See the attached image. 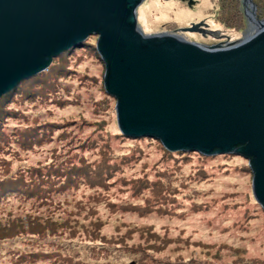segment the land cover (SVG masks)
<instances>
[{
	"label": "water",
	"instance_id": "1",
	"mask_svg": "<svg viewBox=\"0 0 264 264\" xmlns=\"http://www.w3.org/2000/svg\"><path fill=\"white\" fill-rule=\"evenodd\" d=\"M143 1L0 0V98L97 35L121 133L153 137L170 151L247 158L264 208V18L253 0H243L248 30L234 43L207 46L144 26ZM207 26L181 30L204 33Z\"/></svg>",
	"mask_w": 264,
	"mask_h": 264
},
{
	"label": "rangeland",
	"instance_id": "2",
	"mask_svg": "<svg viewBox=\"0 0 264 264\" xmlns=\"http://www.w3.org/2000/svg\"><path fill=\"white\" fill-rule=\"evenodd\" d=\"M194 4L189 5L188 0H144L138 11V21L150 29L172 31L189 37L205 45L234 43L244 30L235 31L225 28L216 19L215 0H193ZM142 16V17H140ZM200 21L208 22L212 29L216 30L214 35H203L198 32H184L183 27ZM98 36L92 37L91 42L96 45ZM77 53L82 57H73L70 63L71 73L61 79L62 86H67L61 94L64 100L68 101L61 108L53 105L16 104L15 107L28 112L30 118L36 115H43L48 120L59 119L58 129L55 137L67 127L74 133L82 135H95L103 133L112 139L111 146L117 153H130L135 149L143 151L137 160H134L130 167H125L124 172L112 177L108 189H101L103 199L95 200L98 191L95 188L82 185L80 188L68 190L65 193L55 194V200H60L62 207L59 208L62 214L57 212L56 218L60 221L66 219L68 212L78 211V203L82 202L86 208L92 205L98 210V215L108 221L104 233L108 236L124 234L128 229L136 228L138 231L128 241L130 246L126 247L131 251L133 244L142 247L150 245L161 247L162 250L151 256H144L143 264H150V258L155 261L163 260L162 264H264V212L260 205L254 204L252 190V172L248 170L249 160L237 154H217L214 157H201L199 152L192 151L188 159L178 157L168 160L161 142L154 138L137 137L130 141L120 142L114 139V134L119 132L116 115V99L108 98L104 88L105 67L94 53ZM68 94H66V89ZM113 97V96H112ZM47 106V107H45ZM48 109L53 111L51 116L46 115ZM15 127H24L20 120H10L5 127L11 132ZM63 127V128H62ZM80 128L82 129L80 131ZM103 128V129H101ZM107 141V138L105 139ZM65 144V141L51 140L42 146L36 147L29 152L21 151L16 157L13 154H6L12 162V169L25 168L28 166H44L53 161V148ZM64 151V150H62ZM66 151V150H65ZM75 152V151H73ZM135 152V151H133ZM197 153V154H196ZM2 154L0 153V157ZM91 159L98 157L95 153L89 154ZM201 170L206 172H200ZM167 172L166 181L172 180L178 191L173 198L166 202V205L175 207L176 211H184L185 215L160 216L152 212H137L130 210L133 205L141 206L146 204V199L153 201L156 196L144 188L137 192L134 186L135 179L147 178L156 180L158 172ZM0 176L2 171L0 169ZM123 177L125 180L123 181ZM126 182V183H124ZM176 199V200H175ZM175 200V201H174ZM112 203L110 209L108 202ZM174 201V202H173ZM257 201V200H256ZM19 201H11L3 205L7 209H0L1 212L10 210L12 214L4 212L0 214V226L14 225L19 217H24L32 208V205L20 209ZM115 206V209L113 206ZM122 205V207H121ZM200 209H197L199 207ZM255 207L257 216L251 220L245 219L247 209ZM125 208V209H124ZM127 209V210H126ZM42 209H32L34 214H42ZM115 211V212H114ZM6 215L7 217L3 216ZM9 216V217H8ZM81 220L83 218L80 216ZM21 220H19L20 222ZM153 226L155 232L159 233L161 239L145 241L141 237L142 227ZM118 227V228H117ZM120 230V233L116 231ZM65 237L48 238L60 244L49 243L48 240H37V247L44 249H57L63 247V243L69 238ZM79 241L85 243L81 238ZM0 242V264H32L31 262H17V256L23 250H29L31 246ZM77 244V243H76ZM75 247L69 251L75 254L86 252V245ZM81 247V248H80ZM119 254L124 252L118 250ZM25 252V251H24ZM142 252H127L122 259L125 262L132 259L131 264H137ZM206 260V262H204ZM213 262V263H212ZM44 261H37L33 264H44Z\"/></svg>",
	"mask_w": 264,
	"mask_h": 264
},
{
	"label": "trees",
	"instance_id": "3",
	"mask_svg": "<svg viewBox=\"0 0 264 264\" xmlns=\"http://www.w3.org/2000/svg\"><path fill=\"white\" fill-rule=\"evenodd\" d=\"M253 2L256 5L257 17L263 19L264 0H253ZM215 3L218 4L215 7L216 19L225 28L242 31L247 27L248 20L244 12L243 0H215ZM93 36L95 35H90L75 47L54 57L48 69L22 80L11 91L0 98V153L2 154L0 157V169L2 171V176H0V209H7L3 205L11 201L21 202L22 204H19L20 209H24L29 205L33 206L25 209L28 213L24 217H19L20 222L18 220L14 225L0 226V242L10 240L12 243L10 246L14 244L31 246L29 250L21 249L23 253L16 258L18 259L17 262L20 263L31 262L33 264L39 260L44 261V264H131L132 259L128 262L122 259L125 254L127 252H142L139 261H136V263L143 264L145 255L151 256V254L153 255L162 250L158 246H154L155 249L153 250L150 245L144 246L142 244L141 247L140 244L138 246L133 244L131 245V251H128L126 248L130 246L128 241L132 239L133 234L138 230L133 228L128 229L124 234L108 236L104 233V228L108 221L104 222L98 215V210L92 205H90L91 208H86L80 202L77 205L78 211L68 212L69 215L66 216L65 220L60 221L56 218L57 212L62 214L59 209L62 204L60 200H55V194L65 193L68 190L75 191L82 185H86L97 189L98 195L94 199L101 201L104 198L102 196L104 193L101 194V189H108L111 183L115 181L110 182L111 178L124 172L126 166L130 167L134 160L138 159V156L143 152L141 148L133 150L135 152L117 153L111 146L112 139L108 138V135L94 132L95 135L91 134L82 137V135L74 133L72 129L67 127L55 137V132L59 128L58 124H61L57 122L59 119L48 120L43 115H36L30 118L27 115L28 112L15 107L16 104L29 103L30 105L40 106V104L44 103L45 105H53L55 108H61L67 104L68 101L64 100L61 94L67 86H62L63 81L60 80L71 73V59L73 57H82L77 51H82V54L85 52L94 53L103 63L99 57L96 45L91 42ZM68 90L67 88L66 94H68ZM106 94L108 98H114L108 93ZM45 114L51 116L53 111L48 109ZM10 120H20L23 122L24 127H15L11 132H7L5 127ZM145 137L153 138L150 136ZM106 138L107 141H105ZM131 138L136 137L126 136L121 133L120 129L119 132L114 134V139L123 142V144L130 141ZM60 139L65 141V144L61 148L59 146L53 148V157L56 158L44 166L36 167L31 165L13 170L11 168V160L5 156L6 154H13L17 157L21 154V151L29 152L51 140L57 141ZM161 146L164 148L168 160H174V162L179 160L177 159L178 157L184 158V160L188 159L190 152H192L170 151L162 143ZM93 153L98 157L91 159L89 154ZM197 155L206 158L207 156L214 157L217 154L205 155L199 152ZM248 170L251 172L250 167H248ZM200 172L204 173L206 171L201 170ZM157 176L156 180L147 178L134 180L137 192H142L147 187L156 198L153 201L146 199L145 205H133L130 210L140 213L152 212L160 216L180 215L182 217L185 215L184 211H176L175 207L166 205V202L171 200L173 194L178 191L177 187H175L177 185L172 184L171 179L166 181V171L158 172ZM122 179L124 181L125 177ZM254 200V204H257L256 199ZM107 205L110 209L112 208L110 201ZM258 205L260 204L258 203ZM115 206H113L114 209ZM35 208L42 209L43 215L32 213L31 210ZM200 208L202 207L200 206L197 209ZM9 209L8 211H0V214L4 212L12 214V208ZM254 210L255 207L247 209L245 219L251 220L257 216ZM260 210L264 212V208L261 205ZM3 216L7 217L6 215ZM80 216L83 221H80ZM140 230H142L140 233L141 237L145 241L161 239L159 233L154 231L153 226L142 227ZM116 231L120 233L119 229H116ZM67 234L70 236L66 243H63V247L44 249L36 245L37 240H48L49 243L61 245L62 242H56L48 238L65 237ZM76 237L81 238L85 243L75 241L77 244H73L72 242ZM78 244L86 245V252L75 254L73 251H69L79 247ZM120 249L124 251L121 252V255L118 251ZM150 259V264H162L164 262V259L159 261H155L153 258ZM194 264L208 263L199 262ZM214 264H219V262Z\"/></svg>",
	"mask_w": 264,
	"mask_h": 264
},
{
	"label": "flooded vegetation",
	"instance_id": "4",
	"mask_svg": "<svg viewBox=\"0 0 264 264\" xmlns=\"http://www.w3.org/2000/svg\"><path fill=\"white\" fill-rule=\"evenodd\" d=\"M206 23L208 24V26L204 28V30H205L204 33H201V32H198V33H201V34L206 35V36L214 35L216 33V30L212 29L211 25L208 22H206ZM245 30L246 31L248 30V25L245 28Z\"/></svg>",
	"mask_w": 264,
	"mask_h": 264
},
{
	"label": "bare ground",
	"instance_id": "5",
	"mask_svg": "<svg viewBox=\"0 0 264 264\" xmlns=\"http://www.w3.org/2000/svg\"><path fill=\"white\" fill-rule=\"evenodd\" d=\"M140 17H142V16H140Z\"/></svg>",
	"mask_w": 264,
	"mask_h": 264
}]
</instances>
